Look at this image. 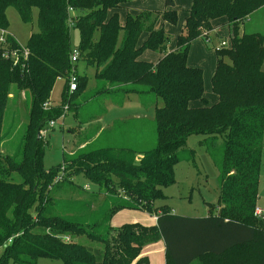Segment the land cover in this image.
I'll list each match as a JSON object with an SVG mask.
<instances>
[{
    "label": "trees",
    "instance_id": "obj_1",
    "mask_svg": "<svg viewBox=\"0 0 264 264\" xmlns=\"http://www.w3.org/2000/svg\"><path fill=\"white\" fill-rule=\"evenodd\" d=\"M129 1L0 0V30L7 28L8 7L24 23L36 13L37 26L24 46L28 56L19 64L2 52L20 45L7 32L0 41V132L10 87L30 92L20 149L12 155L0 151V264H36L41 256L63 264H148L141 247L159 238L165 264H264V221L254 215L264 148V37L242 29L264 0H192L173 50L167 49L170 36L155 25L158 20L175 22L174 1L162 0L160 11L126 12L121 23L115 10ZM217 18L227 21L231 45L214 49L211 87L216 101L209 103L202 71L190 67L187 56L191 42L207 37ZM70 27L79 35L74 68L79 61L94 66L91 91L85 88V75L77 72L75 89H67ZM145 49L160 55L155 63L141 58ZM57 78L65 82L60 103L44 109ZM132 95L153 111L150 143L145 122L136 118L115 119L109 126L96 123L93 132L79 136L77 148L61 164L43 167L46 142L39 132L59 119L63 105L80 129L81 123L99 122L106 113L103 105L97 109L100 100L121 107ZM89 104L99 114L86 116ZM193 134L201 137L198 143L217 169L209 214L157 209L154 202L164 197L162 188L174 182V167L186 162L196 168L195 151L187 146ZM78 173L104 194L105 206L94 210L71 203L68 194L74 192ZM59 190L65 196L59 197ZM121 209L155 215L156 223L113 227L110 220ZM77 236L95 244L75 242Z\"/></svg>",
    "mask_w": 264,
    "mask_h": 264
},
{
    "label": "rangeland",
    "instance_id": "obj_2",
    "mask_svg": "<svg viewBox=\"0 0 264 264\" xmlns=\"http://www.w3.org/2000/svg\"><path fill=\"white\" fill-rule=\"evenodd\" d=\"M174 9L176 12L175 22L158 20V28L161 27L163 32L170 36L167 48L173 50L175 48V38L181 30L183 19L186 15V9L191 5L192 0H173ZM134 2H145L144 10L159 11L163 9L162 0H135L130 6L118 8L115 10L119 22L123 23L126 12L130 14L136 12ZM141 9H139L140 11ZM36 13L29 23L21 21L18 13L13 7L6 9L7 28L6 31L14 38L20 46H25L31 32L37 31ZM214 31L204 38L194 39L189 47L187 64L193 68H199L203 74L204 95L209 103L216 101V95L212 91L211 76L215 68V48L220 46V41L226 42V47L231 45L230 28L224 18H217L212 22ZM245 32H259L264 37V6L253 12L248 21L242 25ZM146 38V33L139 36L138 43L141 44ZM208 39V42H205ZM70 46H76L79 41L78 31L73 27L69 28ZM159 55L155 50L145 49L141 58L155 63ZM261 69L264 70V59L261 64ZM76 72L86 78V89L91 91L94 85V66H85L82 62H77ZM64 79L57 78L50 91V103L57 105L60 103L64 89ZM82 88V87H81ZM84 88V89H85ZM149 102V101H148ZM88 102L85 103V105ZM100 111L102 105L106 107V113L101 116L98 121H92L91 124L85 125L81 123V128H78V122L72 115L71 111L65 112L62 120H55L52 128L43 127L44 132V147L42 154V165L45 169L52 168L57 164L62 163V158L69 152L77 148L79 136L93 132L98 124L109 126L115 119H119L125 115L124 119H137L145 122L146 140L150 143L154 133V120L152 109L145 110L142 106V99L139 96H131L126 100L123 106H110V102L106 105L99 101ZM147 103V102H145ZM30 104V92L27 89L19 90L14 85L10 87L9 96L4 108L2 126L0 132V151L7 155H12L20 149L22 135L27 127L28 109ZM95 105H87L85 115L99 114L98 110L93 107ZM54 117V116H53ZM98 123V124H96ZM33 126L30 132H33ZM199 135H190L187 139V146L195 151L194 161L196 168L191 163L181 162L174 167L173 177L174 182L162 188L164 197L157 199L154 206L159 209L164 206L173 214L186 216H205L209 214L208 204L215 201L217 193V169L211 163L204 148L199 145ZM95 145V144H93ZM74 174V173H71ZM74 192H69L68 197L71 198V203L74 206L86 205L92 206V209L98 210L99 207L105 206L107 201L103 193L98 191V188L88 181L82 174L73 176ZM83 186H87V189ZM58 196L63 197L65 194L58 191ZM35 205V204H34ZM257 205L264 209V148L262 150V162L259 170L258 198ZM133 214L144 216L152 220V214L143 213L138 209H132ZM36 231V230H35ZM75 242L83 244H95L88 241L84 236H77ZM1 253V249H0ZM155 261V260H154ZM6 264H11L7 262ZM36 264H63L58 258L38 257Z\"/></svg>",
    "mask_w": 264,
    "mask_h": 264
},
{
    "label": "crops",
    "instance_id": "obj_3",
    "mask_svg": "<svg viewBox=\"0 0 264 264\" xmlns=\"http://www.w3.org/2000/svg\"><path fill=\"white\" fill-rule=\"evenodd\" d=\"M132 1H135V0H130L128 2L127 6H130ZM133 5L135 6V9H134V10H136L135 13L139 12V9L144 10L143 7L146 6L145 2H134ZM163 8H164V4H163ZM135 13H133V14H135ZM157 25L158 24L155 25L156 28L158 27ZM214 29L212 31H214ZM167 49L171 50L169 48H167ZM157 56L159 57L160 55H157ZM127 100H129V98ZM125 102H124V104H125ZM124 118H125V115H122L120 117V119H124ZM131 211H132V209H121V210L117 211L112 216V218L110 220L111 225L113 227H115V226H118V225L125 223V222H139V223H142L144 225H154L156 223V216L155 215H152V220H149L148 218H144L143 215L137 216L136 214H133ZM143 213H146V212L143 211ZM146 214H148V213H146ZM140 255L147 257L148 264H165L164 245H163L162 238H159L158 240L153 241V242H147V243L143 244L141 247V250H140Z\"/></svg>",
    "mask_w": 264,
    "mask_h": 264
},
{
    "label": "built area",
    "instance_id": "obj_4",
    "mask_svg": "<svg viewBox=\"0 0 264 264\" xmlns=\"http://www.w3.org/2000/svg\"><path fill=\"white\" fill-rule=\"evenodd\" d=\"M70 25H72V23H70ZM6 34V30H0V41H3V36ZM205 42H208V39H206ZM226 42L224 40H221L220 41V46H226ZM79 55V51H78V48L76 46H73L71 47V50H70V54H69V61H70V64L72 66V70H71V73H70V76L68 78V81H67V89H68V92H71L73 89H75V85H76V81H75V73H76V67L74 68V64L76 63L77 61V57ZM2 56L4 58H8V59H11L12 60V63L15 65V64H19L20 62V59H23L25 60L28 56V51L27 49L23 46H20L19 47V50H16V49H11V50H4L2 52ZM43 108L44 109H49L50 108V102H45L43 103ZM67 104L63 105L62 106V112L60 113L59 115V119L62 120L64 118V115H65V112L67 111ZM55 120L56 119H52L49 121L48 123V128H52L55 124ZM44 132L45 130H42L39 132V135L43 138L45 137L44 135ZM84 188H86V186H84ZM254 215L263 220L264 221V209L258 205L255 206L254 208ZM64 240H68V237L67 236H64Z\"/></svg>",
    "mask_w": 264,
    "mask_h": 264
}]
</instances>
